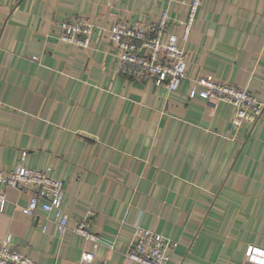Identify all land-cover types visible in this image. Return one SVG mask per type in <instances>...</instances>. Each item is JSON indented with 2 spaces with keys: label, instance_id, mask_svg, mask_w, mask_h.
Wrapping results in <instances>:
<instances>
[{
  "label": "crops",
  "instance_id": "0c3cea01",
  "mask_svg": "<svg viewBox=\"0 0 264 264\" xmlns=\"http://www.w3.org/2000/svg\"><path fill=\"white\" fill-rule=\"evenodd\" d=\"M191 1L0 0V168L50 166L66 184L71 227L93 213L113 244L96 250L108 264H138L126 256L136 222L178 242L169 264H252L248 246L264 249V116L236 130L233 105L189 97L213 76L264 100V0H203L176 92L124 77L110 39L120 20L164 12L180 35ZM79 15L97 28L90 48L57 37ZM7 198L0 244L11 235L40 264H76L93 250L41 206L24 214L27 192Z\"/></svg>",
  "mask_w": 264,
  "mask_h": 264
},
{
  "label": "built area",
  "instance_id": "2783aa9c",
  "mask_svg": "<svg viewBox=\"0 0 264 264\" xmlns=\"http://www.w3.org/2000/svg\"><path fill=\"white\" fill-rule=\"evenodd\" d=\"M203 0H192L188 4L185 20H177L182 27V34L168 31L171 22L168 12H164L157 22L133 23L120 20L110 30V39L116 48L120 60L121 74L133 81H153L169 92L179 91L187 79L189 53L185 44L198 21ZM96 26L87 16L79 15L60 23L58 40L64 43L90 48ZM165 34H168L164 40ZM204 98L210 102H226L233 105L235 114L233 127L238 130L245 123H254L264 116V100L259 99L248 88L234 85L213 76H200L195 80L189 97ZM26 152L22 157L26 156ZM16 189L27 192L31 205L22 207L24 214L36 217V206H41L44 217L52 220L61 234L72 230L85 241L93 243V250H84L76 264H108L107 258L98 257L96 250L100 245L110 248L113 244L101 237L94 229L93 213L75 222L71 227L72 217L65 210L64 198L66 184L61 178L52 175L50 166L44 169L31 168L17 164L11 170L0 168V211H4L8 202L7 190ZM54 213V217H49ZM134 238L126 256L138 264H169L175 242L155 230L146 229L138 222L134 224ZM246 260L252 264H264V249L249 245ZM0 264H40L12 245V236L8 235L0 244ZM185 264V263H182Z\"/></svg>",
  "mask_w": 264,
  "mask_h": 264
}]
</instances>
